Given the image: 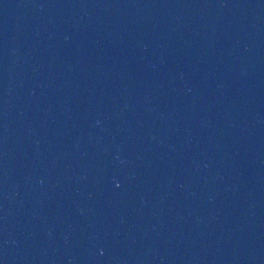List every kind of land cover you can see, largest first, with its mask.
Wrapping results in <instances>:
<instances>
[{"label": "water", "instance_id": "obj_1", "mask_svg": "<svg viewBox=\"0 0 264 264\" xmlns=\"http://www.w3.org/2000/svg\"><path fill=\"white\" fill-rule=\"evenodd\" d=\"M0 264H264V0H0Z\"/></svg>", "mask_w": 264, "mask_h": 264}]
</instances>
